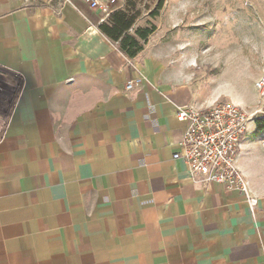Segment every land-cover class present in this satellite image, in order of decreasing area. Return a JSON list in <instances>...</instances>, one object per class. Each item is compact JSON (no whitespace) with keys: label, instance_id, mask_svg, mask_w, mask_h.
Masks as SVG:
<instances>
[{"label":"crops","instance_id":"1","mask_svg":"<svg viewBox=\"0 0 264 264\" xmlns=\"http://www.w3.org/2000/svg\"><path fill=\"white\" fill-rule=\"evenodd\" d=\"M106 20L82 0H0V264H264V132L251 121L237 157L255 211L193 181L176 114L216 96L149 46L129 58Z\"/></svg>","mask_w":264,"mask_h":264},{"label":"rangeland","instance_id":"2","mask_svg":"<svg viewBox=\"0 0 264 264\" xmlns=\"http://www.w3.org/2000/svg\"><path fill=\"white\" fill-rule=\"evenodd\" d=\"M154 2L145 4L153 9ZM149 22L157 29L146 46L184 74L203 102L216 96L214 104H259L254 85L264 66V0H165L158 18L144 8L135 27Z\"/></svg>","mask_w":264,"mask_h":264},{"label":"built area","instance_id":"3","mask_svg":"<svg viewBox=\"0 0 264 264\" xmlns=\"http://www.w3.org/2000/svg\"><path fill=\"white\" fill-rule=\"evenodd\" d=\"M82 1L99 11L103 20L120 8L119 0ZM143 80L138 77L127 82L126 91L140 86ZM254 86L260 102L252 112L232 102L218 103L208 109L196 105L180 107L176 116L186 123V129L179 143L180 151L174 154L175 159H182L188 165L193 181L239 190L252 211L257 207V199L251 195L246 178L237 166V157L250 122L264 115V66Z\"/></svg>","mask_w":264,"mask_h":264},{"label":"trees","instance_id":"4","mask_svg":"<svg viewBox=\"0 0 264 264\" xmlns=\"http://www.w3.org/2000/svg\"><path fill=\"white\" fill-rule=\"evenodd\" d=\"M146 0H125V6L110 14L108 19L99 25V29L109 39L116 43L119 49L129 58L137 57L147 45L149 38L155 33L157 27L149 22L146 26L135 27L143 15V9H148L151 19L160 16L165 0H157L155 6L147 7ZM257 133L264 132V116L255 119Z\"/></svg>","mask_w":264,"mask_h":264}]
</instances>
